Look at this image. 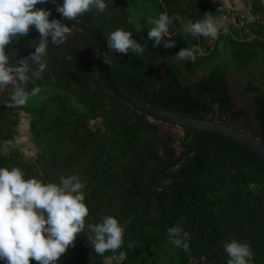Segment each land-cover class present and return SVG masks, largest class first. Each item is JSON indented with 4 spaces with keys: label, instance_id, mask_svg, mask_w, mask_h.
<instances>
[{
    "label": "trees",
    "instance_id": "1",
    "mask_svg": "<svg viewBox=\"0 0 264 264\" xmlns=\"http://www.w3.org/2000/svg\"><path fill=\"white\" fill-rule=\"evenodd\" d=\"M55 1L63 4V0ZM126 1L105 0L103 12L93 9L78 18L105 39L116 29L129 31L144 48L139 56L107 49L115 84L156 109L217 122L264 145L263 0H250L252 22L240 16L246 33L226 26L227 34L221 28L216 39L193 36L184 27L206 17L219 20L225 10L217 1L147 0L158 16L176 17L165 36L175 41L173 48L163 43L153 46L147 38V17L140 19L141 29L135 30ZM136 1L139 9L145 7V0ZM37 7L51 10L47 3ZM54 18L59 17L51 10L50 20ZM68 25L74 42L49 44L43 78L26 86L47 88L43 100L36 107L9 108L5 106L9 98L0 97V167H20L26 178L44 182L79 175L89 208L86 224L98 223L105 215L128 223L119 249L98 255L85 229L58 264H107L110 260L117 264H227L224 245L232 239L251 246L250 264H264V160L211 133L182 129V138H160L158 121L116 98L105 85L98 71L97 40ZM38 39L34 26L27 36L14 39L16 60L28 56L34 50L32 41ZM222 45L231 48L232 66L238 70L232 74L235 81L220 65L197 77L196 71ZM191 46H198L203 55L198 54L194 62L175 59L181 49ZM10 48L11 43L6 53ZM87 53H95V66L88 62ZM163 60L167 64L159 70ZM235 91L249 99V112L233 100ZM21 113L30 117L29 133L37 149L31 160L18 150L2 152L3 144L16 135ZM251 115L259 128L254 134L247 133ZM172 226L189 233V251L169 242L167 229Z\"/></svg>",
    "mask_w": 264,
    "mask_h": 264
},
{
    "label": "clouds",
    "instance_id": "2",
    "mask_svg": "<svg viewBox=\"0 0 264 264\" xmlns=\"http://www.w3.org/2000/svg\"><path fill=\"white\" fill-rule=\"evenodd\" d=\"M48 0H0V87L11 86L9 102L5 106H24L30 98L41 94L39 85L30 90L26 87L30 80L43 78L48 65L49 44L60 46L72 33V28L59 19H49L51 10L38 8ZM105 0H63L57 11L68 21H78L84 13L93 9L103 12ZM176 17L166 13L148 18L152 25L147 38L153 46L163 43L165 48L176 46L172 39H165L169 26ZM132 23V20H129ZM39 32L38 41L31 46L34 52L16 60V52L11 57L6 47L14 40L25 37L33 27ZM193 36L216 39L221 25L213 18H204L184 27ZM224 34L228 28L223 27ZM107 49L114 52L142 55L144 48L122 28L111 32L107 38ZM203 55L198 46L181 49L176 60L194 62L197 55ZM105 62L109 63L107 53ZM10 59L14 61L10 63ZM34 66V67H33ZM44 98V97H42ZM85 184L79 175L61 176L59 182H44L35 177L26 178L20 167H0V260L5 264H58L67 249L75 246L78 235L87 229L92 248L98 255L119 249L124 242L125 227L111 215H105L98 223H87L89 208L85 203ZM171 244L189 251V233L177 226L167 229ZM131 247V245H129ZM224 250L228 254L227 264H250L253 253L247 242L232 239L226 242Z\"/></svg>",
    "mask_w": 264,
    "mask_h": 264
},
{
    "label": "rangeland",
    "instance_id": "3",
    "mask_svg": "<svg viewBox=\"0 0 264 264\" xmlns=\"http://www.w3.org/2000/svg\"><path fill=\"white\" fill-rule=\"evenodd\" d=\"M215 1H217L225 10V13L219 18V20H216L221 25V28L228 26L236 30L240 29L242 30L243 33H246L247 28L245 25L242 24L239 18L240 16L241 17L244 16L249 22L253 21L249 13L250 0H215ZM126 11L129 19L132 20L131 24L135 30L141 29L143 23L141 22L140 19L142 17H147V19L158 17L157 13H155V9L153 8L151 1H147V0H145V7L141 9L137 7L136 0L126 1ZM54 19H59V18H54ZM146 25H148L149 28L152 27V25H149L147 21H146ZM72 33H74L73 29H72ZM73 38L74 35L72 34L70 37H68L66 42L61 46L72 44L74 42L72 41ZM230 50H231L230 46L222 45L218 49L217 54L212 59L205 62L200 67V69L196 71L197 77L202 75L204 71H207L216 65H220L228 70V72L230 73V79L232 81H235V78L232 74L234 73L236 75L237 73L236 71L238 70L236 69V67L232 66L233 59L231 57ZM31 52H34V50L31 49L30 53ZM87 60L92 66H95V53H87ZM166 64H167V60L161 61L158 64V69L159 70L163 69V67ZM47 90H48L47 88L41 87V94L37 97L30 98L26 103V105L30 107H36L43 100L42 97L45 96L44 93L47 92ZM10 94H11L10 85L8 87H0V97L9 98ZM233 100L242 110L248 112L250 111V101L248 98L243 97L242 93L235 91L233 93ZM29 120H30L29 116L23 113L19 114V121L18 124L16 125V135H14L12 140H9L3 144L2 152L6 153L12 150H18L27 160H31L36 156L37 149L34 147L31 140V135L29 133ZM250 120H251V126L248 128L247 133L254 134L259 130L258 123L256 122L255 118L252 115L250 116ZM155 123L157 124L160 138H166V137L182 138L184 136V132L181 128H178L176 126L170 127L160 122H155ZM107 264H117V262L110 260L109 262L107 261ZM192 264H203V263L194 262Z\"/></svg>",
    "mask_w": 264,
    "mask_h": 264
},
{
    "label": "water",
    "instance_id": "4",
    "mask_svg": "<svg viewBox=\"0 0 264 264\" xmlns=\"http://www.w3.org/2000/svg\"><path fill=\"white\" fill-rule=\"evenodd\" d=\"M47 4L57 17L61 18L63 21L67 22L73 27L91 34L97 40L99 47L98 71L101 74L105 85L116 98L155 121L163 124L173 125L178 128L188 130L189 132H206L224 137L264 160V145L249 135L217 122L196 120L172 112L156 109L150 104L144 103L134 98L119 88L109 73L108 63L105 62L104 54L107 53L105 36H103L95 27L83 22L80 19H78V21H68L64 19L62 15L56 10L59 4L55 0H48ZM14 41L15 40L11 42V48L6 54L10 55L13 52Z\"/></svg>",
    "mask_w": 264,
    "mask_h": 264
}]
</instances>
